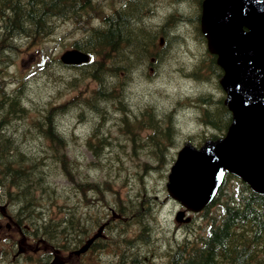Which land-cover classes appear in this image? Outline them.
Segmentation results:
<instances>
[{
  "label": "trees",
  "instance_id": "obj_1",
  "mask_svg": "<svg viewBox=\"0 0 264 264\" xmlns=\"http://www.w3.org/2000/svg\"><path fill=\"white\" fill-rule=\"evenodd\" d=\"M93 1L0 0V60L4 55L16 52L19 43L44 38L56 30L58 22L73 19L87 8L93 9ZM156 1L121 0L110 13L101 16L98 23H87L83 37L74 40L71 47L88 53L91 60L69 66L74 70L73 75L65 76L60 83L54 80L47 81V86L41 84L40 91L47 94L44 102L31 97L28 108L23 92L24 79L18 82L17 89L0 95V196L9 205L13 206L15 202L20 207L19 215L27 218L26 221L19 218L21 222L28 225L30 218L37 222L36 233L43 238L45 242L42 240L44 244L41 245L48 250L39 261L49 263L53 252H71L79 248L94 229L106 223L102 235L89 249L79 255L71 254L66 264L94 260L99 249L110 252L114 249L116 264H154L146 257L150 253L143 249V255H140L137 247L139 242L145 241L142 237L151 227L145 216H151L153 211L152 218L156 222L158 210L154 205L160 203L164 194V180L158 184L148 178V173L157 167L165 177L175 156L171 148L176 132L174 110H169L173 113L171 117V113H166L167 108L160 105L159 108L146 99L140 100L137 108H131L126 95L128 87L123 82L128 66L141 59L143 65L137 71L150 79V70L158 68L165 46L173 39H181L177 30L184 28L179 26L183 21L189 26L192 39L204 52V57L199 60L206 62L194 66L191 74L199 81L210 82L209 86L202 85L206 89L218 88L220 72L213 56L204 50V38L198 28L201 0H167L170 5L167 10L171 9L173 15L165 16L161 23L154 25L147 17ZM183 13L188 15L183 16ZM160 38L163 45L159 44ZM203 66H206L207 74L200 73ZM61 67L64 65L59 60L56 64L44 57L37 65L46 77L55 75ZM200 75H206V78ZM85 81L94 86L84 93V97L76 96L68 102L56 103V97L62 92L79 87ZM49 85L54 88L52 91L47 88ZM184 101L179 103L177 100L176 103L194 109L192 114L195 119L200 118L203 125L198 126L200 128H211L219 134L230 123V112L223 105L221 96L199 90L184 94ZM77 102L80 108L77 116L88 114L82 120L87 128L81 135L76 129L63 131L59 121L55 120L59 113ZM25 113L36 116L37 121L20 131ZM190 124L195 125L194 122ZM189 137L198 144L215 138L204 132ZM31 140L36 143V149L31 148ZM71 140L79 143L76 151L71 147ZM125 164L129 167L127 171L132 170V175L123 171ZM88 172L94 173L91 179L86 175ZM231 179L236 181L234 187L229 186ZM60 180L66 184H55ZM123 184L137 193L143 192L137 198L139 202L130 200L133 195L122 193ZM48 186L52 189L50 195L43 197ZM72 195L79 199L77 207L85 200L87 209H84L88 212L77 211L70 200ZM53 196L69 202L66 209L63 208L62 217L51 210L50 204H55ZM211 207L215 211L208 213ZM47 208L48 213L45 212ZM130 210L136 216L143 215L142 222L124 218ZM200 215L202 222L185 225L188 228L186 239L182 236L180 239L176 234V247L162 246L164 252L156 264H264V195L251 191L247 184L227 175L214 200ZM130 227L131 231L136 229L138 235L126 239ZM143 242L145 247L147 244Z\"/></svg>",
  "mask_w": 264,
  "mask_h": 264
},
{
  "label": "rangeland",
  "instance_id": "obj_2",
  "mask_svg": "<svg viewBox=\"0 0 264 264\" xmlns=\"http://www.w3.org/2000/svg\"><path fill=\"white\" fill-rule=\"evenodd\" d=\"M120 1L121 0H94L93 9L87 8L73 19L70 18L69 20L58 22L55 27L56 30L54 29L55 31H53L50 35L41 39H36L31 43H26L24 41L19 43L16 52H13L9 56L4 55L0 60V95L3 91L10 93L14 89H17V82H19L21 79H24L26 84L23 92L26 93L25 100L27 102L28 108H30L31 97L33 99H39L41 102H44V97L45 95L47 96V94L40 91L39 87L41 86V84L43 86H47V81L53 82L54 80L60 83L65 79V76L68 77L73 75L74 70L72 67H61V71L59 70L56 73L55 70L53 71V73H56L55 75L52 74L46 77V75L40 73V69L37 68V65L40 62L41 58L44 57L46 61L52 59V61L56 62L57 64L60 55L65 50L71 48L74 40L83 37L87 28V23H89L90 25L92 23H98L100 17L104 14L110 13L114 7H117ZM168 5L169 4H167V0H158L155 2V4L153 3V5L150 7V9L152 10H150V12L148 13L147 20L155 25L161 23L163 21L162 19L165 16L169 14L173 15L171 9L170 11L167 10V8H169ZM178 9L180 10L179 7ZM183 9L185 10L184 7ZM183 14L186 16L188 15V13ZM179 26L181 28V26L183 25ZM177 35L181 39H173L171 43L165 46V48L163 49L164 51L162 53V58L160 60L161 62L158 63V68L156 67L157 72L155 70H152L150 79H148L145 74L143 75L141 72H139V67L142 66L143 63L141 59H136L135 61H133L131 66H128L129 69L126 73L127 76L123 81L124 85L128 87L126 89V95L129 98V104L131 108H137L140 105L139 101L146 99L149 100L152 104H155L157 107H159L160 105L162 108H167L166 113H171V117H173V113L169 110L171 108L174 110L173 123L175 124L176 132L175 140L173 146L171 147L173 153L176 152L177 149L181 146L180 143H183L185 139L189 138V136H193L197 132H204L207 134L215 133L211 128L198 127L203 125H200L199 119H195V114H192L194 112V109H187L188 107L183 108L178 103H176L177 100L179 103L184 101V94L197 92L205 88L198 82H194L190 78L187 79V75L183 72H179L177 68L183 66L191 70L194 65L199 66L206 63L203 61H198L201 57H204V52L201 49L200 44L194 41V39H191V32L188 27L177 30ZM200 51H202V53H200ZM202 70H206V66H203ZM136 72L139 73L137 74ZM204 78H206V75H204ZM93 86L94 83L85 81L79 87L62 92L60 96L56 97V103L68 102L76 96L78 98H80V96L84 97V93L89 91ZM47 88H50L51 91L52 89H54H51V85H49V87ZM181 96L182 98L179 100ZM77 106L78 102L76 104L69 105L68 109H66V111H64L63 113H59L55 120L59 121L61 129L63 131L71 132L73 129H76L78 134L81 135L87 128V126L83 124L82 120L86 119L88 114L85 112L84 114L82 113L81 115L77 116V114H79L77 113V110L80 109ZM22 117H24V119L22 120L24 121V123L23 128L20 129V131H24V129L31 127L30 124L35 120L37 121V117L30 114L25 113V115H23ZM66 121H69V124H67ZM191 122H194L195 125L190 124ZM87 123L88 122L86 121V124ZM70 142L72 149L76 151V149L79 147L78 141L71 140ZM30 146H32L31 148L36 149V143L32 142V140L30 141ZM80 149L83 150L81 147ZM129 164L130 163H128L127 165ZM126 168L129 167L126 166V164L123 165V171H127ZM151 170L152 171L148 173V178H152V180L156 181V183L158 184H161L163 180L164 182H166V175L168 171L165 177H163V175L157 170V167H155L154 169L151 168ZM126 173L132 175V170H128ZM86 175L89 179H91V176H93L94 173L88 172V174ZM58 182L62 185L66 184L64 180L56 181L55 184H57ZM128 182L129 181L127 180V183ZM164 182L162 184V188H164ZM228 182L230 187H234L236 185L235 180L231 179ZM152 183L153 182H151V184ZM120 189L122 190V193L126 192L127 195H133L134 197L130 198V200L134 202H139L137 198L143 195V192L137 193L136 191L131 189L130 186L125 184H123V187ZM51 190L52 189L50 188L44 190L45 192H43V197L49 196ZM70 200H73L72 202H74L77 207L79 201L78 197L72 195ZM54 203L55 204L53 205L50 204L53 214L58 212L59 217H62L64 213L63 208L65 207L66 209L69 202L65 201L64 199L62 200L61 197H55ZM154 206V208L157 207L158 210L156 212V222H154V219L152 218L153 211L151 213V216H145V220L149 222L151 226V229L148 231L149 233H145V237H142L145 240L144 242H142L146 243L147 245L143 247L142 242H139V246L137 247V249L139 250L140 255H143V252H141V250L143 249H145L146 252L152 254H146V257L150 258L152 262L156 264V262L160 261L159 256L164 252V248L162 247L163 245L168 244L167 246L171 245L172 247L175 244L173 240L175 239L176 234L180 235V239H184L187 234L184 232L186 228L184 226H179L181 224L174 220L175 212L177 210H180L181 207H179L175 202L168 200L165 190L160 203H156ZM101 207L102 206H99V208ZM84 208L87 209V203H85V200H82L81 206L77 207V211L81 213L83 211L88 212V210L86 211ZM46 210L47 212H49V208H47ZM208 211V213L214 212L215 208L211 207ZM142 218L143 215L139 218L140 222H142ZM84 221L85 219L82 221V225L84 224ZM198 221H203L200 214L195 216V219L191 225L194 226V224ZM2 222V226H4L7 221L3 220ZM11 229L12 230L10 232V236L12 237V239L10 240V242L12 245H10L9 241L0 242V250L4 252L7 251L8 256L11 254V258H13V255L16 256L17 254H21L23 256L24 252L26 255L31 257L28 260L27 264H41L42 260H38L40 259V257H43V252H48V250L43 249L40 246L39 243L43 242L44 240L43 238H40V236L38 237L39 233L36 234V230H33L31 228L30 231L26 229L23 230V232H18L16 231V227L13 224L11 225ZM97 229L98 228L94 229L91 234H95L97 232ZM3 232L4 236L6 232L4 230ZM17 233H19L18 238L16 237ZM106 235L108 236L109 233L107 232ZM135 235H138V231L136 229H132L131 231L130 227L126 232L125 237L126 239H129L134 237ZM1 239H3L2 236L0 237V240ZM14 242L16 243V246L15 244H13ZM12 246L14 248L10 250ZM18 248L20 250H18ZM115 252L116 251L114 249L111 252L107 250L104 251V249L99 250L97 254H94V258L96 257V259L85 260L84 264H116L118 260L113 261V259L116 258V256L114 255ZM58 253L59 254L55 256L53 264H64L67 252L59 251ZM100 258L102 259L100 260ZM99 260L100 262H98Z\"/></svg>",
  "mask_w": 264,
  "mask_h": 264
},
{
  "label": "water",
  "instance_id": "obj_3",
  "mask_svg": "<svg viewBox=\"0 0 264 264\" xmlns=\"http://www.w3.org/2000/svg\"><path fill=\"white\" fill-rule=\"evenodd\" d=\"M200 31L222 70L218 82L231 122L223 137L199 148L186 142L176 154L165 188L183 207L175 215L183 223L191 220L185 211L196 214L211 203L226 174L264 195V0H203ZM60 59L80 64L89 56L73 49Z\"/></svg>",
  "mask_w": 264,
  "mask_h": 264
},
{
  "label": "flooded vegetation",
  "instance_id": "obj_4",
  "mask_svg": "<svg viewBox=\"0 0 264 264\" xmlns=\"http://www.w3.org/2000/svg\"><path fill=\"white\" fill-rule=\"evenodd\" d=\"M161 39V45H163V40H162V38H160ZM47 188H49V186L47 187ZM51 189V188H50ZM13 211H14V213L21 219V220H23V221H26L27 220V218L26 217H21L20 215H19V211H20V207H17V205H16V203L14 202V204H13ZM45 212L46 213H48L47 212V210H45ZM44 212V213H45ZM45 213V214H46ZM3 220H5V221H7L6 223H5V225L4 226H2V224H3ZM28 223V225H29V227L31 228V229H33V230H36V229H39L38 228V226H37V222L36 221H34L33 219H29L28 221H27ZM14 225L15 227H16V231H18V232H23V230H21L20 229V226H21V221L18 219V218H13V217H11L10 215H9V213H7L6 211H5V208L4 207H1L0 206V232H1V236L3 237V239H1L0 240V242H10V240L12 239V237L10 236V232H11V225ZM3 230L6 232V234L4 235L5 236V238H4V236H3ZM37 234V233H36ZM0 236V237H1ZM40 235H38V237H39ZM42 236H44V235H42ZM16 237L18 238L19 237V233H17L16 234ZM41 237V236H40ZM45 237V236H44ZM13 244H15V246H16V243L14 242ZM10 245H12L11 244V242H10ZM14 247L12 246L11 248H10V250H12ZM18 250H20L19 248H18ZM99 250H101V249H99ZM12 253V252H11ZM7 255V256H6ZM11 255V254H10ZM10 255L8 256V254H7V251H2V250H0V264H8L9 262H12V263H15V262H20L19 264H27L28 263V260H29V256L28 255H26L25 253H23V256L21 255L20 257H23L22 259V261H20L21 260V258L19 257V254H17L16 256H14L13 255V258H11L10 257ZM24 257H26V258H24ZM50 260H54L55 259V255H51L50 257ZM41 264H51L50 262L48 263L47 261L46 262H42Z\"/></svg>",
  "mask_w": 264,
  "mask_h": 264
},
{
  "label": "bare ground",
  "instance_id": "obj_5",
  "mask_svg": "<svg viewBox=\"0 0 264 264\" xmlns=\"http://www.w3.org/2000/svg\"><path fill=\"white\" fill-rule=\"evenodd\" d=\"M150 5V4H149ZM159 44L161 45V39H160V41H159ZM13 52V51H12ZM220 86V85H219ZM220 89L222 90V88H221V86H220ZM221 98H223L222 96H221ZM199 108V107H198ZM230 112V111H229ZM63 113V112H62ZM155 114V113H154ZM156 115V114H155ZM199 124L200 125H202V122L200 121V118H199ZM228 126H229V124L227 125V127H226V129L223 131V132H221V133H219V134H215V133H211L212 135H214L215 136V138H220V137H223L224 136V134L226 133V131H227V129H228ZM211 132V131H210ZM184 142H188V143H190L192 146H194L195 148H199L202 144H203V142L202 143H199L198 144V142H196V141H194V140H190V137L189 138H187V139H185V141ZM105 155V154H104ZM172 164H173V162L169 165V168H168V173H169V170H170V167L172 166ZM151 170V169H150ZM152 171V170H151ZM168 173H167V175H168ZM167 175H166V181H167ZM229 175H231V174H229ZM233 176V175H232ZM235 177V176H234ZM237 178V177H236ZM249 187V186H248ZM250 188V187H249ZM250 190L251 191H253L251 188H250ZM253 192H255V191H253ZM255 193H257V192H255ZM257 194H259V193H257ZM261 195H263V194H261ZM131 213L130 214H128V215H123L124 216V218H126V219H131V218H133L134 220H136V221H139L140 222V216H136L135 214H134V212L131 210L130 211ZM148 217V216H147ZM194 219L195 218H192L191 219V221H190V224H192L193 223V221H194ZM150 225V224H149ZM186 228V227H185ZM151 229V228H150ZM188 228H186L185 230H184V232L187 234L186 235V237L184 238V239H186L187 237H188ZM71 238V237H70ZM183 239V240H184ZM174 242H175V244L172 246V248H174V247H176L178 244H177V242L175 241V240H173ZM177 244V245H176ZM131 246H133V245H131ZM134 249V248H133ZM135 249H136V247H135ZM101 250H103V249H101ZM124 255V254H123ZM130 256V255H129ZM137 256V255H136ZM124 257V256H123ZM134 257V256H133ZM118 263V262H117ZM129 264V263H128Z\"/></svg>",
  "mask_w": 264,
  "mask_h": 264
}]
</instances>
